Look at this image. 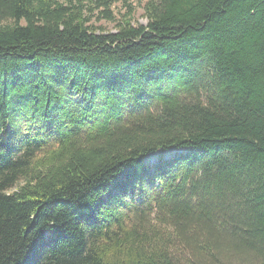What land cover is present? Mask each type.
Listing matches in <instances>:
<instances>
[{"label":"trees","instance_id":"trees-1","mask_svg":"<svg viewBox=\"0 0 264 264\" xmlns=\"http://www.w3.org/2000/svg\"><path fill=\"white\" fill-rule=\"evenodd\" d=\"M121 1L0 0V264H264V0Z\"/></svg>","mask_w":264,"mask_h":264},{"label":"rangeland","instance_id":"rangeland-1","mask_svg":"<svg viewBox=\"0 0 264 264\" xmlns=\"http://www.w3.org/2000/svg\"><path fill=\"white\" fill-rule=\"evenodd\" d=\"M60 2L64 3L66 0H59ZM148 0H131L129 3L126 2H119L116 3L112 10L114 11V14L116 16L117 20L123 19L125 16L127 17L128 14H130V17L133 19V25L139 26L143 25L145 26L147 24V19L144 17V5L147 3ZM129 4L132 5L133 10L130 11ZM96 25H102L106 32L109 33H117L116 28V22H107L106 20H101L96 23ZM186 150L178 151V152H185ZM177 153V151H167V152H159L157 154L151 155L147 158V163H154L159 159L160 155H163L164 158L168 159L170 156L174 153Z\"/></svg>","mask_w":264,"mask_h":264}]
</instances>
